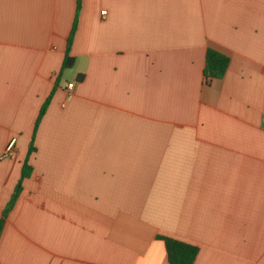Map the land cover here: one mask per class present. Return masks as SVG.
Segmentation results:
<instances>
[{
    "label": "crops",
    "instance_id": "0c3cea01",
    "mask_svg": "<svg viewBox=\"0 0 264 264\" xmlns=\"http://www.w3.org/2000/svg\"><path fill=\"white\" fill-rule=\"evenodd\" d=\"M76 7L0 0V264H264V0H82L57 84Z\"/></svg>",
    "mask_w": 264,
    "mask_h": 264
},
{
    "label": "trees",
    "instance_id": "16d2710c",
    "mask_svg": "<svg viewBox=\"0 0 264 264\" xmlns=\"http://www.w3.org/2000/svg\"><path fill=\"white\" fill-rule=\"evenodd\" d=\"M81 1L82 0H77V7H76V14L73 22V26L67 41V48H66V53L62 62V66L57 78L56 83L58 84L60 76L62 73L67 70L71 69L74 64H75V58L71 56V46L73 43V39L75 36V32L77 29V23H78V17H79V12L81 8ZM229 66V58L214 50V49H208L207 54H206V62H205V69H204V75L207 80H212V79H218L224 76L226 73V70ZM51 96L45 101V103L42 105L41 110L39 112V116L33 131V136L31 139V144H30V149L27 155V158L24 161L23 164V169L21 173V178L16 186V189L11 197V200L9 204L7 205L3 217L0 220V234L2 231V226L4 223V220L8 214V212L11 210L13 205L15 204L21 190H22V182L25 178H27L32 171L31 166L29 165V157L30 155L34 152V138L35 134L38 128V124L43 117V115L46 112V109L50 103ZM162 239L165 242V247H166V252H167V259L169 264H194L195 259L198 255V248L195 245L179 241L177 239L171 238V237H162Z\"/></svg>",
    "mask_w": 264,
    "mask_h": 264
},
{
    "label": "built area",
    "instance_id": "2783aa9c",
    "mask_svg": "<svg viewBox=\"0 0 264 264\" xmlns=\"http://www.w3.org/2000/svg\"><path fill=\"white\" fill-rule=\"evenodd\" d=\"M104 13H105V12H104ZM74 85H75V83H69V84H68V90H69V91H72L73 88H74ZM14 143H15L14 140H11V141L9 142L8 147H7V153L12 152V150H13V148H14Z\"/></svg>",
    "mask_w": 264,
    "mask_h": 264
}]
</instances>
